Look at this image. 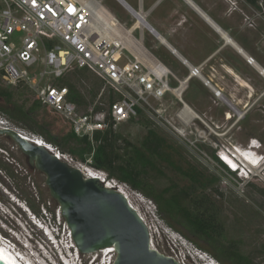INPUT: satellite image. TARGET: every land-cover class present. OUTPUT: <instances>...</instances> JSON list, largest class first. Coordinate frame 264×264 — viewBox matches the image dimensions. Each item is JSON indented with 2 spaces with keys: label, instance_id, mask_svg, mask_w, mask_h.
<instances>
[{
  "label": "rangeland",
  "instance_id": "1",
  "mask_svg": "<svg viewBox=\"0 0 264 264\" xmlns=\"http://www.w3.org/2000/svg\"><path fill=\"white\" fill-rule=\"evenodd\" d=\"M237 2L239 7L243 6L240 8L248 17L249 26L245 28L243 22L241 29L239 20L234 19L231 34L264 68V13L245 0ZM104 5L121 22L128 26L131 24L130 16L116 1L104 0ZM148 39V46H154V50L158 51L152 40ZM219 58L221 61L217 59L202 70V76L222 92V100L201 79L194 78L183 100L200 119L193 118L190 125L181 123L177 114L184 110L183 104L175 96L169 95L163 105L164 117L170 124L165 121L153 123L146 115L120 124L114 129L119 136L115 148L123 159L120 164L130 159L133 147L143 152L148 162L138 171L146 188L153 189L156 195L164 194L163 200H160L163 208L160 213L154 200L137 191L146 199L141 204V210L154 229L153 244L159 253L178 255L181 261L187 259L189 264H203L196 256L199 254L197 251H202L219 264H222L221 261L236 264L234 259L225 254V248H228L230 253L236 249L237 254L247 258L250 264H264V164L256 169L246 165L253 174L244 179L220 160L223 153L252 150L254 141L259 148L255 150L256 153L264 157V79L235 52L224 51ZM164 64L180 80L190 75L187 68L170 58ZM226 68L234 71L237 78L227 73ZM241 80L250 85L252 90L240 86ZM57 84L68 86L73 98L84 102L79 105L74 100L82 112L100 107V103L107 106L112 92L109 86L89 71L73 72ZM171 86L175 87L177 83L173 81ZM0 87L14 90L16 100L20 101L23 97L20 103L26 102L27 108L36 101L27 88L8 87L1 77ZM100 88L99 95L95 97ZM103 90L104 94L100 98ZM114 99H118L117 96ZM46 112L49 113V109L41 105L36 113L40 121ZM54 117L57 127L66 126L61 118ZM0 119L8 121L2 112ZM10 125L17 128L12 123ZM149 131H155L166 141L161 156L151 155L143 148ZM71 146L77 147L76 144ZM59 149L82 161L78 152H70L68 147ZM194 176L200 182L194 184ZM45 181L46 177L42 173L29 166L27 158L16 144L0 136V235L8 238L16 250L27 254L30 259L32 257L29 254L32 253L39 264H71L73 253L66 250L69 245L67 224L61 217L58 203L51 198ZM191 187L195 189L194 196L207 195L215 206L219 222L224 227L223 239L210 240L198 232L180 212L165 204V200L171 199L173 194ZM27 201L39 210V218L44 220L38 219L29 209ZM171 231L179 233L186 240V248L180 245L175 247V235ZM52 236L57 239L58 245L53 244ZM216 247L220 249L219 252H216ZM96 255H80L78 264H91ZM100 260L101 256L98 262Z\"/></svg>",
  "mask_w": 264,
  "mask_h": 264
},
{
  "label": "built area",
  "instance_id": "2",
  "mask_svg": "<svg viewBox=\"0 0 264 264\" xmlns=\"http://www.w3.org/2000/svg\"><path fill=\"white\" fill-rule=\"evenodd\" d=\"M70 8L74 11L70 12ZM123 9L131 18L129 26L109 12L104 0H0V77L8 87L27 88L37 102L57 113L79 139H87L92 146L96 136L112 124L115 129L141 115L153 123L168 124L164 100L173 95L184 106L189 85H185L186 78L180 80L145 50L144 23L147 27L148 24L142 7L134 9L124 4ZM140 21L143 27L138 25ZM77 71L95 74L118 99L107 106L100 103V109L93 107L82 112L72 100L71 89L57 84ZM190 75L203 77L201 68H191ZM173 81L177 86H171ZM103 94L104 90L100 98ZM177 118L184 125L193 122L184 111ZM8 127L13 128L0 119V128ZM35 138L37 145L47 147L57 160L79 169L86 179H97L105 188L122 194L151 235L147 215L141 210L145 197L97 169L93 161L95 150L86 161H77L56 145ZM151 246L155 250L152 237ZM197 252L199 257L215 262L207 253ZM173 255L165 256L174 259ZM116 258L115 248H108L97 253L91 264H114ZM180 264L189 262L185 259Z\"/></svg>",
  "mask_w": 264,
  "mask_h": 264
},
{
  "label": "water",
  "instance_id": "3",
  "mask_svg": "<svg viewBox=\"0 0 264 264\" xmlns=\"http://www.w3.org/2000/svg\"><path fill=\"white\" fill-rule=\"evenodd\" d=\"M238 50L248 64L254 62L243 49ZM256 65L263 76L264 69ZM0 136L11 139L29 166L46 177L51 198L58 203L72 245L80 255L115 248L114 264H180L152 248L148 227L122 194L105 188L97 179H86L79 169L57 160L47 147L37 145L32 134L8 127L0 128ZM0 264H16L2 245Z\"/></svg>",
  "mask_w": 264,
  "mask_h": 264
},
{
  "label": "trees",
  "instance_id": "4",
  "mask_svg": "<svg viewBox=\"0 0 264 264\" xmlns=\"http://www.w3.org/2000/svg\"><path fill=\"white\" fill-rule=\"evenodd\" d=\"M245 1L250 6L264 13V0ZM260 3L262 4L261 6ZM155 54L159 57V54ZM165 61L166 60H164V62ZM72 88L74 90V86ZM100 90L101 88L98 89L95 97L99 95ZM115 96L116 95L112 91L109 96L108 104L114 103L117 100L114 99ZM71 97L72 100H75L79 105L84 104V102H81L77 97L73 98V93ZM22 99L23 97L21 100ZM21 100H16V92L14 90L0 87V112L7 117L10 123L27 133L43 138L47 143L56 145L57 147H68L70 152H78L82 161H86V156H89L93 150H95L93 161L97 169L105 171L111 178H118L120 182L130 184L134 190L140 191L145 194V196L154 200L158 210L162 213L163 208L160 200H163L164 194L157 193L158 195H156L155 191L151 188L147 190V185L138 171V168L144 167L148 162L147 157H145V154L138 148L133 147L130 159L120 164V161H123V159L118 155L115 148L119 136L115 134L113 124L105 133L96 136L95 145L92 146L91 142L87 139H79L73 132L71 126L54 111L49 110V113L46 112V115L40 121L36 113L41 107V104L35 101L31 107L27 108L26 102L20 103ZM97 109H100V107H97ZM53 115L61 118L66 126H63V128L57 127ZM1 137L8 141H12L6 136ZM165 143L166 141L159 137L155 131H149L143 142V148L151 155L161 156ZM71 144H76L77 147H73ZM193 181L194 184L200 182L195 176L193 177ZM194 194L195 189L191 187L186 191L173 194L171 199L165 200V204L170 205L171 208L180 212L198 232L205 235L210 240L218 241V239H223L225 237L224 227L219 222L215 206L207 195L198 197L194 196ZM27 205L39 218V210L28 201ZM40 219L44 220L42 217H40ZM215 250L219 252L220 249L216 247ZM236 251L235 249L230 253L228 248H225V254L234 259L236 264H250L247 258L237 254ZM221 262L225 264L223 261Z\"/></svg>",
  "mask_w": 264,
  "mask_h": 264
},
{
  "label": "crops",
  "instance_id": "5",
  "mask_svg": "<svg viewBox=\"0 0 264 264\" xmlns=\"http://www.w3.org/2000/svg\"><path fill=\"white\" fill-rule=\"evenodd\" d=\"M114 1L122 8L124 4L134 9L142 7L149 27L145 32L144 48L160 63L164 64V60L170 58L190 72L191 68L204 70L206 66L210 67L217 59L220 60L219 56L224 51L242 56L238 50L240 48L248 54L243 44L231 34L234 19L239 20L241 29L243 22L245 28L249 26L248 17L240 8L243 6L239 7L237 0ZM232 3H235V7ZM146 34L158 51L154 50V46H148L149 39ZM224 36L234 42L235 46H230ZM155 53L159 54V57ZM206 81L203 80L204 84Z\"/></svg>",
  "mask_w": 264,
  "mask_h": 264
},
{
  "label": "bare ground",
  "instance_id": "6",
  "mask_svg": "<svg viewBox=\"0 0 264 264\" xmlns=\"http://www.w3.org/2000/svg\"><path fill=\"white\" fill-rule=\"evenodd\" d=\"M139 26H141V27H143L142 26V23H141V21L139 22V24H138ZM144 27L145 28H147L148 29V27H147V25L144 23ZM225 35V34H224ZM225 37V39L227 40V42H228V44L230 45V46H232V47H234L235 46V43L234 42H232L227 36H224ZM251 66L253 67V68H255L259 73H260V71H261V69H258V67H257V65H256V61H254L252 64H251ZM226 71H227V73H229L231 76H233V77H236L237 78V76H236V74L234 73V71H232L231 69H228V68H226ZM194 77H191V75H189L187 78H186V81H185V85H189V83H190V81L193 79ZM196 78H199V79H203L204 81H206L203 77H199V76H197ZM263 78H264V75H263ZM202 80V81H203ZM237 81V80H236ZM205 83H207V82H205ZM211 83V82H210ZM209 89H211L212 91H214V94L216 95V97L217 98H219V99H223V97H222V92L220 91V90H217L214 86H212V84H210V85H207V84H205ZM239 85L240 86H242V87H244V88H246V89H251L252 90V88H251V86L250 85H248L247 83H245V82H243L242 80L239 82ZM215 89V90H214ZM184 107V113H187L188 115H190L192 118H197V119H200L199 118V116L191 109V107L188 105V104H186L185 103V105L183 106ZM240 114V113H239ZM242 114H240V116H241ZM229 117H230V115H229ZM231 118V117H230ZM229 119V118H228ZM252 150H253V148H252ZM236 154H237V152H236V150L234 151ZM225 154V153H224ZM236 156H238L239 158H240V160H241V162L242 163H244L245 165H247V166H253V165H256V164H258V165H262V164H260L262 161H258V159H260L256 154H254V153H249V154H246V155H243V154H237ZM231 156L227 153V154H225V156H224V159L229 163V164H231V165H238V166H240L241 167V165H240V162L238 161V158H230ZM92 175H94L93 173H92ZM151 226V225H150ZM151 229V237H152V242H154L153 241V231H154V229H153V227L151 226L150 227ZM67 232L69 233V229H68V227H67ZM68 238H69V245H67V247H66V250L68 251L69 250V253H73V261L71 262V264H78L79 263V261H80V253H79V251L77 250V249H75L76 247L75 246H73L72 244H71V241H70V237L68 236ZM4 248H5V250L7 251V253H8V255H9V257H10V259H12L16 264H39L38 262V260H36L35 259V256L31 253V254H29L32 258L30 259V258H28V255L27 254H24V253H22V255H21V262L19 263V261H17L16 260V258L11 254V252H10V250L9 249H11V248H9L8 246H4ZM71 248H73V249H71ZM27 249H28V247H27ZM74 250L77 252V253H75L74 254ZM114 249H111L110 251H113ZM155 250L156 251H158L156 248H155ZM71 251V252H70ZM102 251H100V252H98V253H101ZM94 254H97V253H94ZM93 255V254H92ZM174 256V255H173ZM76 257V258H75ZM79 257V260L77 259ZM70 258V257H69ZM40 259V258H39ZM174 259H176L178 262H180L181 263V260H180V257L177 255V256H174ZM19 260H20V258H19ZM65 261H66V258H65ZM75 261V262H74ZM77 262V263H76ZM69 263V262H68ZM41 264V263H40ZM203 264H215V262H211V261H209V262H207V263H203Z\"/></svg>",
  "mask_w": 264,
  "mask_h": 264
},
{
  "label": "clouds",
  "instance_id": "7",
  "mask_svg": "<svg viewBox=\"0 0 264 264\" xmlns=\"http://www.w3.org/2000/svg\"><path fill=\"white\" fill-rule=\"evenodd\" d=\"M175 237L173 238L174 239V242L176 243L175 247L177 248L179 245L182 246L183 248H186V240L183 239V237L179 234V233H176L174 231H171ZM167 234V233H165ZM189 256H191V253L188 254ZM198 257V260L201 261L202 259L199 257V255H196Z\"/></svg>",
  "mask_w": 264,
  "mask_h": 264
},
{
  "label": "snow or ice",
  "instance_id": "8",
  "mask_svg": "<svg viewBox=\"0 0 264 264\" xmlns=\"http://www.w3.org/2000/svg\"><path fill=\"white\" fill-rule=\"evenodd\" d=\"M69 11L72 12V11H74V9H71V8H70Z\"/></svg>",
  "mask_w": 264,
  "mask_h": 264
}]
</instances>
